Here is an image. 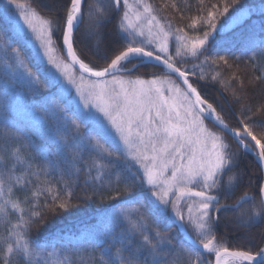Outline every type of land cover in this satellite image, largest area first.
Masks as SVG:
<instances>
[{
    "label": "snow or ice",
    "instance_id": "snow-or-ice-1",
    "mask_svg": "<svg viewBox=\"0 0 264 264\" xmlns=\"http://www.w3.org/2000/svg\"><path fill=\"white\" fill-rule=\"evenodd\" d=\"M211 9L192 20L190 28L203 30L193 38L145 0L135 8L129 0L103 7L88 0H0L9 25L0 28V50L9 55L5 86L14 97L47 93L37 107L52 111L71 163H35L43 156V146L33 142L38 130L7 106L0 111V264H76V256L97 250L101 264H179L180 257L184 264H264V239L233 250L217 235L221 214L244 204L241 224L264 223V71L247 84L233 74L238 86L221 101L204 87L222 83L220 72L209 78L177 59L203 56V64L232 67L228 56L207 53L217 35L254 13L241 0ZM113 20L109 34L103 29ZM242 52L264 60V20L253 22ZM148 65L152 71H140ZM222 87L221 95L228 91ZM246 156L260 168L256 193L222 203L246 176L251 183L240 166ZM54 173L57 179L50 178ZM81 173L92 193L76 197L71 187ZM74 200L108 203L113 231L85 228L71 239L56 220L79 209ZM172 225L183 239L162 231Z\"/></svg>",
    "mask_w": 264,
    "mask_h": 264
},
{
    "label": "trees",
    "instance_id": "trees-1",
    "mask_svg": "<svg viewBox=\"0 0 264 264\" xmlns=\"http://www.w3.org/2000/svg\"><path fill=\"white\" fill-rule=\"evenodd\" d=\"M150 3L154 9L155 14L161 20H171L173 27L182 28L190 36L195 38L196 36H202L203 30L199 28L193 30L189 27L192 20L198 16L206 15L207 11L212 10V4L222 5L224 0H145ZM20 3H32V0H19ZM44 4H49L50 0H42ZM231 3V0H228ZM88 3L95 4L98 7H103L109 3V0H88ZM241 4L247 8H251L254 15L250 19L243 22H237L234 26H230L225 34L217 35L216 48L209 53L208 56L215 58L217 55L228 56L231 68L215 67L203 64L204 57H200L199 60L189 59L180 64L181 67H187L193 69L197 73L201 71L209 78L216 72L222 74V83H212L210 80L204 83L206 91L212 96L224 101V97L231 95V89L236 88L237 81L233 80V74L243 79L247 84V81L252 76H260L264 71V60L258 56H254L252 60H249L248 55H244L242 48L245 46L246 39L249 33L252 31L253 22L259 24L264 17L260 16V10L264 8V0H241ZM33 6H35L33 4ZM121 9V15L123 12ZM231 14V10H230ZM223 18H221L222 20ZM116 21L113 20L111 24L107 25L104 31L111 34L114 30ZM8 20L5 17L0 16V28L8 29ZM83 27V26H82ZM8 39V35H5V40ZM94 39V38H93ZM175 43L172 42V50L174 51ZM12 47L19 48L16 43H12ZM227 49V51L222 50ZM78 52L80 51L77 49ZM23 51V49H21ZM91 49H87V55L91 56ZM84 58V57H82ZM239 58V59H238ZM9 59V55L0 50V111L5 106L8 107L9 112L16 117L17 120H23L24 124L29 128L38 130L35 131L33 142L43 146V156L38 158L35 163H41L42 161H52L57 167H71V163L68 156L64 152L63 143L61 141L62 133H58L55 127V118L52 111H45L37 107V101H41L47 93H38L35 96L28 94L26 97L13 96V92L7 88L6 85V67L5 61ZM87 62V61H86ZM256 64V67H253ZM197 66L193 68V66ZM150 65L141 68V72L152 71ZM139 74V73H138ZM229 81L231 84L229 86ZM260 83H257V90H259ZM228 87V91H224L223 87ZM235 127L232 121H228ZM233 141V140H232ZM233 148H236V144L232 143ZM240 166L245 169L248 176L251 177V183L246 176L244 182L237 189L236 194L229 200H222V203L233 204L245 191L255 194L257 185L260 183L258 177L260 176V168L252 156H246L241 159ZM51 179H57L58 175L53 174ZM67 179V177H65ZM85 175L81 173L79 183H73L71 190L76 197H84L85 195H91L92 189L85 184ZM35 183V180L33 181ZM216 194V193H215ZM74 203H79L80 207L72 214H61L56 220V224L59 228L70 234V238L75 240L81 238L85 233V228H90L103 233L105 228H108L109 233L113 231L111 223V213L115 210L111 208L108 203L100 201H81L74 200ZM248 205L244 204L239 209L229 211L221 214V222L217 228L218 237L224 238V246L230 249L242 248L246 241L245 236L255 240L259 244L261 239H264V223L255 224L252 226H246L240 223V218L246 214ZM162 231L175 234L178 239H183V235L177 229L175 225L170 228H163ZM109 243H113L110 239ZM264 246V245H261ZM119 244H116L113 248V255L115 256L116 248ZM51 250V249H49ZM246 250V249H244ZM101 252L96 251L94 255L88 252H82L75 257L76 264H101ZM213 259V257H208ZM179 264H184L182 257L179 258Z\"/></svg>",
    "mask_w": 264,
    "mask_h": 264
},
{
    "label": "rangeland",
    "instance_id": "rangeland-1",
    "mask_svg": "<svg viewBox=\"0 0 264 264\" xmlns=\"http://www.w3.org/2000/svg\"><path fill=\"white\" fill-rule=\"evenodd\" d=\"M146 3H147V1H145ZM129 4H131L132 6H133V8H135V5H136V0H129ZM174 42V41H173ZM175 43V42H174ZM174 47H175V49H174V51L172 50V46L170 45V52L172 53V55H173V57L174 58H176V48L178 47V45H174ZM66 61H67V59H66V57H63ZM177 59H179V60H183V62H185L186 60H189V59H183V57H179V58H177ZM77 75H78V73H77ZM147 78V77H146ZM88 83H89V81H88V79L86 78L85 79V82H84V87L85 88H87V86H88ZM211 126V125H210ZM229 140H230V142H232L233 144L235 143L234 141H232V138L229 136ZM213 194H215V193H213ZM189 203H191V201H188ZM245 238H246V240L247 239H250L248 236H245ZM213 259H214V257H213Z\"/></svg>",
    "mask_w": 264,
    "mask_h": 264
},
{
    "label": "water",
    "instance_id": "water-1",
    "mask_svg": "<svg viewBox=\"0 0 264 264\" xmlns=\"http://www.w3.org/2000/svg\"><path fill=\"white\" fill-rule=\"evenodd\" d=\"M66 57V56H65ZM67 61H70V58L66 57Z\"/></svg>",
    "mask_w": 264,
    "mask_h": 264
}]
</instances>
